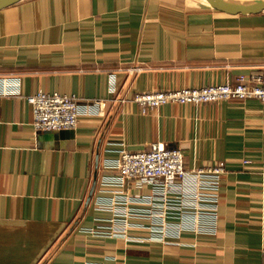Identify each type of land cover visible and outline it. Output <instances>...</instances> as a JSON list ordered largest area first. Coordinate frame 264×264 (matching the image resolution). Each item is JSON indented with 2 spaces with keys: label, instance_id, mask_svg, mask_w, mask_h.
<instances>
[{
  "label": "crops",
  "instance_id": "0c3cea01",
  "mask_svg": "<svg viewBox=\"0 0 264 264\" xmlns=\"http://www.w3.org/2000/svg\"><path fill=\"white\" fill-rule=\"evenodd\" d=\"M263 73L264 13L229 15L207 0L0 11V264H264V103L144 114L130 101ZM39 91L77 96L78 127L37 131L26 97ZM158 142L181 148L189 171L225 162L215 196L199 206L192 183L107 185V163Z\"/></svg>",
  "mask_w": 264,
  "mask_h": 264
},
{
  "label": "built area",
  "instance_id": "2783aa9c",
  "mask_svg": "<svg viewBox=\"0 0 264 264\" xmlns=\"http://www.w3.org/2000/svg\"><path fill=\"white\" fill-rule=\"evenodd\" d=\"M33 110V125L39 132L75 130L81 113L80 100L75 95L61 92L39 91L26 97ZM124 99H120L123 101ZM225 100H259L264 103V73L242 74L236 84L224 83L204 87H189L174 90L136 93L130 100L137 104L142 113L166 104L201 105ZM96 112L104 116L107 101H92ZM249 163V162H246ZM106 168L116 171L108 180L109 186L123 188L127 182H138L141 186L162 182L168 191L175 189L177 181L192 183L194 196L202 205L205 192L215 196L227 173L226 163L217 162L206 167L187 170L181 148H172L163 143H153L145 151H123L116 162L107 163ZM208 193V194H209ZM197 204V205H198ZM197 206V208H199ZM159 227H156V230ZM162 229V228H161Z\"/></svg>",
  "mask_w": 264,
  "mask_h": 264
},
{
  "label": "water",
  "instance_id": "95a60500",
  "mask_svg": "<svg viewBox=\"0 0 264 264\" xmlns=\"http://www.w3.org/2000/svg\"><path fill=\"white\" fill-rule=\"evenodd\" d=\"M24 0H0V11ZM219 12L229 15H258L264 13V0H207ZM95 187V186H94ZM91 191V196L94 193Z\"/></svg>",
  "mask_w": 264,
  "mask_h": 264
}]
</instances>
